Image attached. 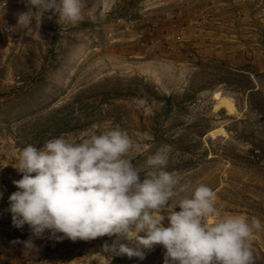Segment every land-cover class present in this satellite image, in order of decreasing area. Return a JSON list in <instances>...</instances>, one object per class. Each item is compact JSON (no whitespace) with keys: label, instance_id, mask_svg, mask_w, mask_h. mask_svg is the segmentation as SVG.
<instances>
[{"label":"rangeland","instance_id":"1","mask_svg":"<svg viewBox=\"0 0 264 264\" xmlns=\"http://www.w3.org/2000/svg\"><path fill=\"white\" fill-rule=\"evenodd\" d=\"M26 2L0 0V264H164L160 245L142 248L143 259L104 253L115 236L57 242L46 232L30 257L15 243L30 236L8 211L19 151L116 127L133 140L138 168L167 154L166 170L213 189L223 214L264 224V0H83L78 25L49 12L31 31L17 26ZM76 95L83 128L60 132L69 114L57 110ZM164 95L178 103L168 118ZM160 128L170 129L171 146L156 144ZM253 248L264 264V230Z\"/></svg>","mask_w":264,"mask_h":264},{"label":"clouds","instance_id":"2","mask_svg":"<svg viewBox=\"0 0 264 264\" xmlns=\"http://www.w3.org/2000/svg\"><path fill=\"white\" fill-rule=\"evenodd\" d=\"M26 5L17 26L28 31L33 22L39 30L49 12L59 24L76 26L84 19L83 0ZM132 148L130 136L116 127L78 141L61 136L21 149L13 167L22 178L13 181L17 191L9 196L8 211L13 227L29 226V238L15 242L23 244L24 256L38 255L34 240L47 232L46 238L57 242L115 236L102 245L112 257L143 259L142 248L160 245L164 264H255L253 237L264 230L259 218L223 214L213 189L205 184L193 189L166 170L167 154L150 155L146 170L138 168L128 156Z\"/></svg>","mask_w":264,"mask_h":264},{"label":"trees","instance_id":"3","mask_svg":"<svg viewBox=\"0 0 264 264\" xmlns=\"http://www.w3.org/2000/svg\"><path fill=\"white\" fill-rule=\"evenodd\" d=\"M250 91L247 94V103L250 104L252 101V92L253 89H250ZM161 100L163 103L162 110L164 112L163 118H168L169 114L173 112V107L174 105L176 106L178 103H176L175 98L173 95H168V96H163V97H158V100ZM80 102V96L76 95L73 98H71L70 101H68L64 106L59 108L57 112H62L65 111L69 114V120L65 119V117H61V119L58 120V125L56 128L60 130V132L64 131H71L75 129L76 127L83 128V120L84 117L81 113V110L78 109V104ZM75 112H78L79 115H76ZM56 130V129H55ZM170 129L167 128H160L159 130L156 131L155 133V141L158 146L161 145H172L173 144V136L169 135ZM166 136V137H164ZM183 153H188V149H183ZM189 164L192 166L195 165L194 161H188Z\"/></svg>","mask_w":264,"mask_h":264}]
</instances>
